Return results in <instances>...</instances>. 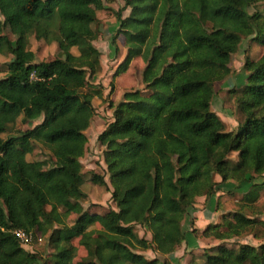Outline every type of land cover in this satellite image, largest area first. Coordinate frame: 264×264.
I'll use <instances>...</instances> for the list:
<instances>
[{"label":"trees","instance_id":"trees-1","mask_svg":"<svg viewBox=\"0 0 264 264\" xmlns=\"http://www.w3.org/2000/svg\"><path fill=\"white\" fill-rule=\"evenodd\" d=\"M259 4L264 0H126L115 12L110 45L117 51L121 37L126 54L113 78L140 58L148 94L125 92L97 137L115 208L97 214L81 205L86 195L80 160L95 115L82 91L101 56L92 44V25L99 23L90 13L102 8L101 0H0V53L12 57L0 79V264H161L141 252L171 255L185 240L181 225L197 198L208 201L232 181L236 189L249 186L244 208L257 202L264 189ZM4 24L17 36L15 44L4 35ZM29 35L56 43L63 58L36 63ZM244 40L262 52L257 60L245 58L244 83L230 91L241 121L227 132L211 110L214 84L231 75V57ZM39 120L9 134L17 121ZM36 144L49 152L51 166L27 161ZM234 153L237 161L231 163ZM90 181L106 186L95 174ZM71 215L76 218L69 224ZM136 226L150 234L149 241L137 236ZM14 231L44 238L51 255L43 260L26 251ZM247 234L264 238V220L242 211L221 215L201 232L219 242ZM75 241L85 251L78 261ZM199 264H264V241L236 250L219 245Z\"/></svg>","mask_w":264,"mask_h":264},{"label":"rangeland","instance_id":"rangeland-1","mask_svg":"<svg viewBox=\"0 0 264 264\" xmlns=\"http://www.w3.org/2000/svg\"><path fill=\"white\" fill-rule=\"evenodd\" d=\"M126 0H101L102 8H91V16H93L99 24H93L92 29L97 33V37L92 41L93 46L100 52L99 69L96 75L88 78V86L82 91L86 95L94 108L95 115L91 120V124L84 132L87 138L85 153L80 160L82 165V174L84 183L81 187L82 193L86 195V200L81 204L82 208L92 213H103L108 209H113L111 202V192L106 167L103 162V146L97 140L98 135L104 129L106 124L112 121L113 108L122 101V95L125 92L140 91L142 94H148L141 83V72L144 63L140 58L134 59L129 65L128 70L113 78L115 71L120 63L124 60L126 49L122 45V38L118 37L116 41L117 51L110 45V38L115 35L117 22L115 20V12L119 11ZM256 10L264 15V4H259ZM129 9L122 13V18L127 17ZM1 19V18H0ZM4 35L12 43L18 41L17 36L12 35L8 27L4 24ZM29 49L34 53L35 62H49L56 58H63L62 53L58 50L57 44L54 42L45 43L37 41L33 35L27 37ZM261 47L249 43L244 40L238 51L231 57L230 68L231 75L223 81L214 84V98L211 103V110L222 120L225 125V131H235L237 125L241 121V116L237 112L234 98L236 94L230 93L232 90H238L243 85L246 72L243 70V62L246 57L257 60L261 55ZM72 53L77 55L76 49H72ZM12 57L4 50L0 53V79L5 78L7 72V64ZM39 121L28 123H17L10 128L9 134L16 135L30 129ZM5 139L7 134H2ZM27 161H43L47 162V167L51 166L50 154L41 145L36 144L32 154L26 156ZM231 163L237 161V154H231ZM98 175L104 178L106 186H98L91 183L92 175ZM216 182L220 178L215 176ZM263 179L257 178L255 182L259 183ZM248 184L240 189L235 188V183L230 181L221 184L220 188L211 199L205 201L203 197L197 198L194 205L188 210L182 222V231L184 232V242L171 254V257H165V262L169 264H199L204 260L205 254H214L215 249L219 245H225L229 249H237L238 245L248 244L258 246L264 241V238L256 240L252 235H244L241 238H233L229 241L219 242L212 238L201 236V232L209 224H217L223 214L242 211L246 215L257 216L258 219L264 220V189L261 191L259 199L250 208H244V202L241 201L243 193L247 191ZM76 218L71 215L69 224ZM97 228V225H94ZM135 233L139 238L150 240V234L140 226L135 227ZM77 247V242H74ZM26 251L36 253L43 260L48 259L52 250L47 246L44 238L32 240L30 244L22 246ZM146 258H152L155 255L151 251L141 252ZM85 256V251L81 247H77V257L75 261ZM162 259L161 264H163Z\"/></svg>","mask_w":264,"mask_h":264},{"label":"built area","instance_id":"built-area-1","mask_svg":"<svg viewBox=\"0 0 264 264\" xmlns=\"http://www.w3.org/2000/svg\"><path fill=\"white\" fill-rule=\"evenodd\" d=\"M14 236L21 242L22 246L30 244L33 240V235L31 233L26 234L22 231H14Z\"/></svg>","mask_w":264,"mask_h":264},{"label":"crops","instance_id":"crops-1","mask_svg":"<svg viewBox=\"0 0 264 264\" xmlns=\"http://www.w3.org/2000/svg\"><path fill=\"white\" fill-rule=\"evenodd\" d=\"M72 52V51H71ZM75 55V54H74ZM101 57V56H100ZM90 124H91V122H90ZM142 255H144V253H141ZM155 254V253H154ZM145 256V255H144ZM166 257H168V258H170L171 257V255H168V256H166ZM153 258H158L159 259V261H160V263L162 262V259H164L163 257H161V256H158V255H153V257L151 258V259H153ZM150 259V258H149Z\"/></svg>","mask_w":264,"mask_h":264}]
</instances>
